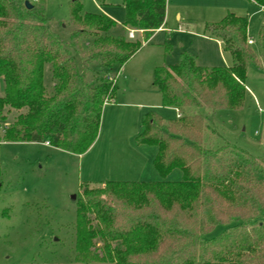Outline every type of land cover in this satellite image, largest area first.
<instances>
[{
    "label": "trees",
    "instance_id": "1",
    "mask_svg": "<svg viewBox=\"0 0 264 264\" xmlns=\"http://www.w3.org/2000/svg\"><path fill=\"white\" fill-rule=\"evenodd\" d=\"M252 1L264 9V0ZM123 3V34L114 35L116 20L82 13L74 0L67 23L72 30L64 43L50 27L46 0H0L1 120L5 110L19 111L9 124L0 123V141H49L77 154L91 147L104 105L119 89L110 78L114 67L134 57L166 19L167 0ZM130 27L142 30L143 39L128 38ZM205 31L222 41L232 65L202 66L185 52L179 63L156 66L154 84L162 104L183 111L167 121L154 111L146 113L138 136L157 147L154 165L160 175L179 168L182 180L83 183L76 213L77 262L264 264V166L228 142L205 145L208 117L187 111L241 107L248 67L258 57L248 42L246 17L229 13ZM259 37L264 42V23ZM166 49L171 50L170 43ZM47 63L54 78L50 92L44 83ZM218 224L229 225L215 238L203 237Z\"/></svg>",
    "mask_w": 264,
    "mask_h": 264
},
{
    "label": "rangeland",
    "instance_id": "2",
    "mask_svg": "<svg viewBox=\"0 0 264 264\" xmlns=\"http://www.w3.org/2000/svg\"><path fill=\"white\" fill-rule=\"evenodd\" d=\"M73 1L46 0L50 27L64 43L72 30L67 23ZM78 1L82 13L112 17L118 26L110 32L123 34L121 24L126 16L123 0ZM168 3L173 10L166 20V29L143 41L142 48L122 67H114L112 81H117L120 92L112 103L104 105L99 134L85 153H72L45 142L0 141V264H84L75 260L77 203L82 197L83 183L182 180L179 168L163 178L154 165L157 147L138 140L146 113L154 111L165 121L178 114L173 107L162 104L160 91L154 84V68L179 63L185 52L202 66H229L230 55L205 31L207 25L220 22L229 13L247 18L248 35L255 42L250 47L258 57V62L248 67V93L243 105L187 111L208 117L205 145L213 147L228 142L264 166V42L259 37L264 12L252 0H168ZM176 3L183 4L181 20L175 14ZM131 30L135 34L133 39H143V31L134 27L127 30L128 38ZM167 43L171 45L170 51L166 49ZM92 65L96 68L99 62ZM44 83L48 92L52 91L50 63L45 65ZM3 94L4 82L0 77V95ZM18 112L5 110L6 119L3 122L0 114V123L9 124ZM228 225L218 224L203 237L215 238Z\"/></svg>",
    "mask_w": 264,
    "mask_h": 264
},
{
    "label": "crops",
    "instance_id": "3",
    "mask_svg": "<svg viewBox=\"0 0 264 264\" xmlns=\"http://www.w3.org/2000/svg\"><path fill=\"white\" fill-rule=\"evenodd\" d=\"M254 2V1H253ZM176 4H178V5H176L175 7H177V8H175V14L177 15V18L178 19H182L183 17H182V12H181V8L183 7V4L182 3H176ZM172 8V10H173V7H171ZM171 8H170V3H168V0H167V6H166V19H165V23L159 28V29H157L155 32H154V34L156 33V32H159V31H163V30H165L166 29V20H169V14H170V11H171ZM260 9H261V11H263L264 12V9L262 8V7H260ZM153 34V35H154ZM153 35H152V37H153ZM211 37V36H210ZM211 38H213L217 43H218V45H219V47H221V49H223V46H222V41L221 40H219V39H217V38H214V37H211ZM255 43V42H254ZM253 43V44H254ZM224 52V51H223ZM230 57V56H229ZM231 58V57H230ZM230 65H232V63L230 64ZM229 65V66H230ZM120 92V90L118 89V92L117 93H119ZM161 94V93H160ZM118 95V94H117ZM161 99H162V96H161ZM108 103H112V102H108ZM108 103H106V104H108ZM174 108V107H173ZM176 111H177V113L178 114H176L177 116L175 117V118H178L179 116H180V114H182V111L183 110H180V109H178V108H174ZM160 115V114H159ZM161 116V115H160ZM163 118V117H162ZM173 119V118H172ZM165 121V120H164ZM156 153H157V151H156Z\"/></svg>",
    "mask_w": 264,
    "mask_h": 264
},
{
    "label": "built area",
    "instance_id": "4",
    "mask_svg": "<svg viewBox=\"0 0 264 264\" xmlns=\"http://www.w3.org/2000/svg\"><path fill=\"white\" fill-rule=\"evenodd\" d=\"M129 35L131 38L135 37L134 30H131ZM248 42H249V44H253L254 40L252 38H249ZM110 78L112 79L113 77L111 76ZM45 143L48 145H51L49 141H46Z\"/></svg>",
    "mask_w": 264,
    "mask_h": 264
},
{
    "label": "water",
    "instance_id": "5",
    "mask_svg": "<svg viewBox=\"0 0 264 264\" xmlns=\"http://www.w3.org/2000/svg\"><path fill=\"white\" fill-rule=\"evenodd\" d=\"M74 197H76V196H74Z\"/></svg>",
    "mask_w": 264,
    "mask_h": 264
}]
</instances>
